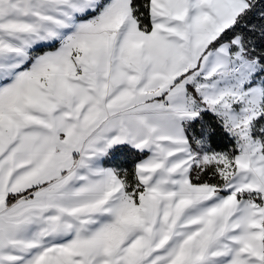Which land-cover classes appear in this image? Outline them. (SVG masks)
I'll list each match as a JSON object with an SVG mask.
<instances>
[{
  "label": "snow or ice",
  "instance_id": "snow-or-ice-1",
  "mask_svg": "<svg viewBox=\"0 0 264 264\" xmlns=\"http://www.w3.org/2000/svg\"><path fill=\"white\" fill-rule=\"evenodd\" d=\"M0 264H264V0H0Z\"/></svg>",
  "mask_w": 264,
  "mask_h": 264
}]
</instances>
